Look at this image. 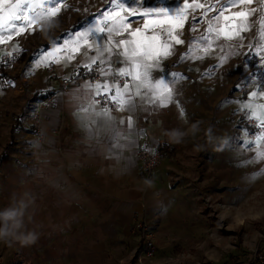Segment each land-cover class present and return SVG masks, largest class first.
<instances>
[{
  "label": "crops",
  "instance_id": "crops-1",
  "mask_svg": "<svg viewBox=\"0 0 264 264\" xmlns=\"http://www.w3.org/2000/svg\"><path fill=\"white\" fill-rule=\"evenodd\" d=\"M207 1L198 0V3L207 7ZM147 3L153 4L155 0H147ZM177 3L178 0H166L168 6H175ZM189 3L191 4L192 0H189ZM67 4L69 7L54 18H35L33 27L40 34L45 33L42 37L45 41L39 42L33 52H23L24 56L19 62H25L28 58L30 60L37 49L48 48L50 42L55 41L52 49L57 48L62 34L75 30L74 26L78 25L81 17L77 8H73L80 4V0H67ZM108 5L109 2L105 4L106 8ZM128 6H132V0H128ZM204 10L200 8L195 13L188 10V22L182 29L175 23L164 22L167 18L163 16L130 18L132 29L139 27L143 33L145 31L143 25L147 21L149 29L160 36L159 40L148 42L151 44L153 54L162 51L163 46L168 43L166 34L169 31L184 41L183 44H173L171 55L162 58L159 63L162 68L167 70L171 66L172 73H184L187 77L178 79L175 83L168 82L171 81V77H167L166 82L173 93L172 101L167 106L150 105L140 100L135 112H130L127 108L118 111L109 108L111 116L117 121L121 119L125 121L121 125L124 134L129 139L138 140V147L127 148L124 151L126 157H131V162L127 159L117 161L113 158L107 143L102 144L98 151H92L81 142L83 137L79 119L84 118L89 121L96 119L93 111H99L101 106H95L86 117L78 118L74 105L69 102V95H64L63 102L59 99L61 93L56 90H61L65 79H72L67 91L69 94L80 92L82 88L76 86H82L86 82L83 78L77 79L74 75L79 65L88 62L87 57L95 54L87 52L83 42L80 45H70L71 48L80 49L70 61L65 58V51H58L53 52V57L59 62L51 64L39 62L38 65L34 63L28 69L29 78L25 82L28 88L30 85L34 86L35 90L32 93L31 90L26 92L22 88L16 91H4L2 83L7 74L3 76L0 64V211L13 205L24 192L36 197L31 207L37 208L34 223L29 225L37 233V239L33 243L23 245L18 241H12L9 244L11 248L13 246L14 249L34 258L41 256L45 248L51 247L55 249L57 262L69 260L68 256H72L74 261L77 257H82L83 259H79V262H82L86 261L84 257L96 255V251H99L95 249L96 247L105 248L123 244L128 235H138L134 230L135 223L145 213V205H149L148 199L154 196V192L147 188L148 175L143 171L138 156L144 140L148 139L159 146L168 143L176 147L175 157H163L161 165L152 174L150 185L160 186L166 185L169 181L172 161L177 160L184 149L181 142L187 143L192 149H197V144L207 133L209 120L215 121L216 127L212 130L215 134L223 123L229 120L234 124L231 130H234L235 125H237L235 130H239L241 125L245 126V123L251 125L244 118L241 123L239 119L235 123L237 116L245 117L244 111L242 113L236 111L239 107L237 102L224 103L221 106L226 98L244 97L245 93L242 96L224 95L222 88L219 89L223 85L218 77L223 64L214 67L216 64H208L206 56L225 52L224 48L220 47L224 43L234 46L251 43L254 46L252 37H255L257 31L251 26L250 31L242 33L243 38L246 39L244 42L239 38L232 41H224L221 38L217 41L213 34L212 40L215 41L213 48L205 54L203 49L207 45L192 41V36L204 33L207 21L196 25L198 32L190 31L192 15L200 16ZM240 10H228L224 15L230 16L232 12ZM138 11L142 12L143 8H139ZM182 18L178 16L174 19L179 21ZM57 23H62L61 27H55L53 31L57 32L49 34L53 24ZM228 23L221 17L213 26L224 30V26ZM241 26V21L237 20L236 27ZM228 30L230 31L231 28ZM34 33L25 31L19 36L13 34L11 39L5 34L3 40L9 42L13 38H29L30 34ZM147 35H152V31H148ZM261 38L264 39V36ZM112 39L118 41L130 37L127 34L117 35L114 32ZM190 41L191 54L188 59L181 61V55L189 51ZM217 42L219 43L214 46ZM89 43H92L91 37ZM129 47L131 48L132 45ZM257 51L264 52L259 49ZM2 54L3 48L0 46V60ZM196 55H203L206 59L203 63H191ZM227 55L230 56V51ZM117 67L119 65L112 64L113 69ZM82 69L79 68L80 73ZM205 73L210 74L205 75ZM88 80H91L90 77ZM251 85V89L247 92L257 91L258 95L255 98L249 96L244 102L253 104L254 118L264 119V107H260L264 105V96L259 95L258 84L251 83ZM45 89L52 93L56 91V95L52 94L50 98L42 99L39 94L46 92ZM143 92L144 89L141 90L142 95ZM32 113L38 115L39 123L33 122ZM129 117L135 122L136 127L144 130L143 135L127 132ZM86 143L94 145L96 141L89 140Z\"/></svg>",
  "mask_w": 264,
  "mask_h": 264
},
{
  "label": "rangeland",
  "instance_id": "rangeland-1",
  "mask_svg": "<svg viewBox=\"0 0 264 264\" xmlns=\"http://www.w3.org/2000/svg\"><path fill=\"white\" fill-rule=\"evenodd\" d=\"M107 2L109 0H80V4L73 9H79L82 18L105 9ZM225 3L226 0H208L207 7L215 5V10L208 13V19L211 20ZM233 9H256L251 17V26L257 31L252 37L255 43L260 30L256 22L264 15V0H252L251 4L228 7L225 11ZM61 25L53 24L48 33H56L53 30ZM44 36L45 33L40 34L36 30L29 38H13L0 43V46L3 54L6 49L13 52L17 44L25 51L15 53H31L39 42L45 41ZM250 45L224 43L220 47L225 52L206 56L207 63L211 65L218 64L220 57L227 56L218 76L223 85L219 89L222 88L224 95L242 96L251 89V84L246 90L236 89L246 75L245 65L249 73L254 72L252 56L257 49L253 47L250 50ZM18 56L12 65L6 66L7 76L2 89L16 91L22 88L32 93L34 86L28 88L25 85L29 78L25 74V64L28 65L29 58L19 62ZM206 58L196 55L191 63H203ZM34 113L33 122L36 121ZM242 118L237 116L235 123L238 119L241 123ZM260 120L253 117L249 122L252 124ZM214 123V120L208 121L207 133L197 144V149L181 142L184 149L178 155V161H172L166 185L152 186V175L147 176V188L154 192V196L148 199L149 205L146 204L144 210L156 232L154 256H145L142 237L130 234L121 245L96 247L99 250L96 255L84 257L86 261L82 262H79L82 257L74 261L72 256H68L67 261L57 262L55 249L51 247L45 248L41 256H33L34 259L13 246L11 248V242L0 241V264H240L264 256V133L258 136L259 139H252L250 131L242 129L241 124L239 130H235L237 125L231 130L234 124L229 120L215 134L212 131L216 127ZM245 140L257 142L247 146ZM257 253L259 256L256 258Z\"/></svg>",
  "mask_w": 264,
  "mask_h": 264
},
{
  "label": "snow or ice",
  "instance_id": "snow-or-ice-1",
  "mask_svg": "<svg viewBox=\"0 0 264 264\" xmlns=\"http://www.w3.org/2000/svg\"><path fill=\"white\" fill-rule=\"evenodd\" d=\"M251 3L252 0H226V3L216 12V15L209 20L208 13L215 10V5L206 7L198 3V0H192L191 4L189 0H178L175 6L166 5V0H155L153 4H148L147 0H132L131 7L128 6V0H109L107 8L90 14L91 19L86 14L81 18L78 25L74 26V31L62 34L57 48L52 49V45L55 43L53 41L50 42L48 48L37 49L29 60L25 74H27L28 69L34 63L38 65L39 62H46L48 64L59 62L53 57V52L65 51V58L70 61L80 50L79 47L71 48L70 45H80L83 42V46L87 52H94L95 54L87 57L88 62L79 65V68H83L84 72L80 73L78 68L74 75L77 79L83 78L86 82L82 86H76L77 88H82L78 93L69 94L64 90H56L61 93L59 99L63 102L64 95H69V102L74 105L78 118L86 117L95 106H101L99 111H93L96 119L91 121L84 118L79 119V126L83 137L81 142L85 143V146L92 151H98L102 144L107 143L109 145V153L113 158L117 161L127 159L131 162V157H126L124 151L127 148L138 147V140L129 139L124 134L121 125L125 121L123 119L117 121L111 116L108 105L121 110L127 108L130 112H135L138 109V101L140 100H144L150 105L167 106L173 98V93L171 88L168 87V82L175 83L178 79H186L187 77L184 73H172L170 71L171 66L166 70L159 63L162 58L171 55L173 44H183L184 41L178 35H174L172 31H169L166 34L168 43L163 46L162 51H157L153 54L151 44L148 42L157 41L160 39V36L154 30L149 29L147 21L143 25V29L145 30L143 33L139 27L132 29L130 18L163 16L167 18L164 22L169 24L175 23L178 28L182 29L183 25L188 22V10L195 13L197 9L204 8L205 10L199 17L194 14L192 15L190 31L193 33L198 32L199 30L196 25L207 21L204 33L192 36V41H199L207 45L203 49L204 53L207 54L213 48V43L215 42L212 40L213 34L217 41L221 38L224 41H232L237 38L243 39L242 33L251 30V17L255 15L256 9L249 11L241 9L240 11L232 12L230 16L224 15L228 7ZM68 7L67 0H0V43H4L3 36L5 34L11 39L13 34L19 36L25 31H35L33 27L35 18H54ZM141 7L143 8L142 12L138 11ZM41 9L43 10L42 12L40 11ZM76 10L78 11L79 9ZM85 11L87 13V10ZM178 16H182L183 18L177 21L174 18ZM221 17L224 21L229 22L224 26V30L213 26V21H219ZM237 20H240L242 23V26L239 28L236 27ZM256 23L261 30V36L257 37L254 46L250 45V50L253 47L264 50V39L261 38L264 36V15ZM229 28H231L230 31L228 30ZM148 31H152V35H147ZM114 32L121 36L127 34L130 39L115 41L112 39ZM89 37L92 38V43H89ZM137 37L141 39L138 40L136 39ZM129 45H132V47L130 48ZM49 49L52 50L50 51ZM16 51L25 50L20 49L17 44L14 46L13 52L7 55L16 58ZM191 51L190 41L189 51L181 55V61L188 59ZM256 55V71L249 73L247 65H245L244 70L246 75L236 85V89L241 90L243 88L246 90L248 84L256 83L259 86V95L264 96V76L260 80L254 79L258 72L264 70V57L259 55V51H257ZM226 59L227 56L220 57V62L214 67H219ZM10 62V60H0V64L4 66H7V63ZM113 63L119 65V67L113 69ZM166 71L167 76H165ZM207 74L210 73H205V75ZM89 76L91 77L90 81L88 80ZM121 77L125 78L122 84L120 81ZM167 77H171V81L166 82ZM142 89H144L143 95L141 94ZM56 91L53 92V95H56ZM257 95V91L250 93L245 91L244 97L226 98L225 101H222L221 106L224 103L237 102L239 107L236 111L243 110L245 112L244 119L251 122L255 115V108L252 103L244 101L249 96L255 98ZM260 107H264V105ZM252 127L264 129V119H261L259 122H253ZM244 128L246 126H242V129ZM127 132H136L138 136L144 134V130L136 127L131 117L127 120ZM250 134L257 135V133ZM89 140H95L96 143L94 145L87 144L86 141ZM256 142L254 140L244 141L247 146H251Z\"/></svg>",
  "mask_w": 264,
  "mask_h": 264
},
{
  "label": "built area",
  "instance_id": "built-area-1",
  "mask_svg": "<svg viewBox=\"0 0 264 264\" xmlns=\"http://www.w3.org/2000/svg\"><path fill=\"white\" fill-rule=\"evenodd\" d=\"M12 51L6 49L4 51V54L2 56V60L7 61L10 60V63H7V66L12 65L14 63V60L16 58H12L10 54ZM19 53H15V57L18 56ZM259 55L261 57H264V52H259ZM20 56V55H19ZM18 58V57H17ZM252 63H253V70L254 72L257 69V55L254 53L252 56ZM3 70L6 72V66L3 65ZM84 72V69H82L81 73ZM264 76V70L262 72H258L256 75V80H260ZM90 77V76H89ZM91 79V77H90ZM125 78L121 77L120 81L123 82ZM71 78H67L64 80L63 84L61 85V90L64 91H69V87L71 84ZM108 107L113 110V111H118L117 107L108 105ZM35 119L36 123H39V117L37 114H35ZM252 125V124H251ZM250 133H257L256 136L251 135ZM264 133V129H256L253 128L249 132V136L252 139L257 138L259 135H262ZM138 156L141 160L142 163V168L143 171L145 172L146 175L151 176L156 169L159 168L161 165L162 159H163V154L162 150L159 145L153 144L150 140H144L139 148ZM155 228L153 227L152 221L148 217L146 213H144L136 222L134 226V230L142 237V242H143V249L142 252L145 256L152 257L155 255L156 252V243H155V237H156V232L154 230ZM257 264H264V256L261 255L258 258V263Z\"/></svg>",
  "mask_w": 264,
  "mask_h": 264
},
{
  "label": "clouds",
  "instance_id": "clouds-1",
  "mask_svg": "<svg viewBox=\"0 0 264 264\" xmlns=\"http://www.w3.org/2000/svg\"><path fill=\"white\" fill-rule=\"evenodd\" d=\"M36 197L24 192L13 205L0 211V241L29 244L35 242L37 233L29 225L34 223L37 208L31 207Z\"/></svg>",
  "mask_w": 264,
  "mask_h": 264
},
{
  "label": "trees",
  "instance_id": "trees-1",
  "mask_svg": "<svg viewBox=\"0 0 264 264\" xmlns=\"http://www.w3.org/2000/svg\"><path fill=\"white\" fill-rule=\"evenodd\" d=\"M23 56L24 55L22 53L20 56H18L17 59H20ZM1 72H2L3 76L6 74V72L3 70V64H1ZM52 94L53 93L51 91H46V92L40 93L39 96H41L42 99L45 100V99L50 98L52 96ZM244 125L246 126L248 131L253 129L252 125H250L248 123H245ZM160 148L162 150L163 157H175V155H176V147L175 146H172L168 143H163L162 145H160ZM256 255H257L256 256V258H257L259 256V253H257ZM257 263H258V259L252 260V261L246 262V263H240V264H257Z\"/></svg>",
  "mask_w": 264,
  "mask_h": 264
}]
</instances>
